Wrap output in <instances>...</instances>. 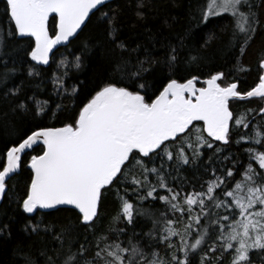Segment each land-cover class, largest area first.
I'll use <instances>...</instances> for the list:
<instances>
[{
    "label": "snow or ice",
    "instance_id": "snow-or-ice-1",
    "mask_svg": "<svg viewBox=\"0 0 264 264\" xmlns=\"http://www.w3.org/2000/svg\"><path fill=\"white\" fill-rule=\"evenodd\" d=\"M3 4L0 206L24 217L20 239L0 220L7 264H264V50L241 87L264 0H189L182 35L143 40L124 32L152 0L134 22L113 0ZM217 58L227 73L190 70Z\"/></svg>",
    "mask_w": 264,
    "mask_h": 264
},
{
    "label": "trees",
    "instance_id": "trees-1",
    "mask_svg": "<svg viewBox=\"0 0 264 264\" xmlns=\"http://www.w3.org/2000/svg\"><path fill=\"white\" fill-rule=\"evenodd\" d=\"M189 0H181V7L177 8L174 7V0H152V6L153 11H150L148 13V19L145 24L139 25L136 29H126L124 32V36H128L130 33L136 34V39L143 40L145 37L142 34L145 27L151 28L154 32H161L164 36H176V35H182L184 29L188 26L189 20L187 18V7H188ZM193 3H195V0H192ZM135 3L136 0H116L113 1V4L116 6L124 7L126 19L129 22L135 21L134 16V10H135ZM3 0H0V20L3 19ZM175 15L178 18V23L175 25L174 28H172L171 31H169L163 24V21L166 18H170L171 16ZM202 33H196L194 34L193 40L190 44V47L195 50L201 41ZM75 50V48L73 49ZM264 50V40H261L259 37L254 42V46L251 49L249 55L245 58L244 64L250 65L252 68V71L250 73H242L241 76L246 78V83H242V88L249 87L252 83L255 82L257 77L256 72V64H257V56L260 51ZM188 49H185V52H187ZM207 54V53H205ZM183 58V54H182ZM99 63V54L97 53V57L92 59L89 62V67L85 70L84 76L89 77L91 76L92 70L97 68ZM231 65L229 63H226L223 59L217 58L216 60L212 61L211 63H208L205 66L197 67L195 65L191 66V71L194 73H198L201 78H207V75L210 71H214L216 69L223 70L226 73L230 70ZM243 106L245 107H255L256 103H247V102H241ZM238 110H242L239 105L236 106ZM3 149V143H0V150ZM235 150V149H233ZM29 170L24 169L22 173L17 177L16 181H13V184H19L20 188H23V181H25L28 178ZM200 175L199 173L193 174L192 172L187 173V176L189 180H192L194 183L195 176ZM9 197L12 196L11 193L8 194ZM116 211L115 203L112 202L109 204V206L106 208V216H105V223L107 221V218L110 217L114 212ZM3 213H7V216H3ZM63 215V214H61ZM15 216V219L13 220V236L14 239H20L21 234L19 233L18 229L20 225L24 222V217L22 214H19L16 210L15 205L8 206L7 204L0 206V220H6L10 217ZM103 223L97 227V231H101L103 228ZM11 252V245L7 243L0 244V264H7V261L9 259V255Z\"/></svg>",
    "mask_w": 264,
    "mask_h": 264
},
{
    "label": "water",
    "instance_id": "water-1",
    "mask_svg": "<svg viewBox=\"0 0 264 264\" xmlns=\"http://www.w3.org/2000/svg\"><path fill=\"white\" fill-rule=\"evenodd\" d=\"M113 1H116V0H113Z\"/></svg>",
    "mask_w": 264,
    "mask_h": 264
}]
</instances>
